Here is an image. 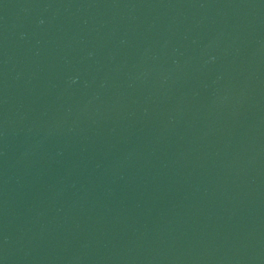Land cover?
<instances>
[{"label": "water", "instance_id": "water-1", "mask_svg": "<svg viewBox=\"0 0 264 264\" xmlns=\"http://www.w3.org/2000/svg\"><path fill=\"white\" fill-rule=\"evenodd\" d=\"M0 264H264V0H0Z\"/></svg>", "mask_w": 264, "mask_h": 264}]
</instances>
